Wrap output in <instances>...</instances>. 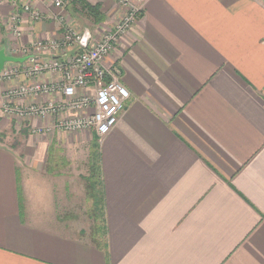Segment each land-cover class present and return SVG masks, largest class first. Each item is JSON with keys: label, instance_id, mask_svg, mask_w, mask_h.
<instances>
[{"label": "crops", "instance_id": "obj_1", "mask_svg": "<svg viewBox=\"0 0 264 264\" xmlns=\"http://www.w3.org/2000/svg\"><path fill=\"white\" fill-rule=\"evenodd\" d=\"M64 1L0 0V49L9 53L16 11L20 44L83 35L68 54L127 12L112 0ZM144 1L104 60L131 93L108 134L52 128L35 144L29 133L19 147L0 140V264H264V1ZM25 81L0 79V118L6 90ZM96 138L107 248L81 219L100 210L88 193ZM84 139L85 171L72 155Z\"/></svg>", "mask_w": 264, "mask_h": 264}, {"label": "built area", "instance_id": "obj_2", "mask_svg": "<svg viewBox=\"0 0 264 264\" xmlns=\"http://www.w3.org/2000/svg\"><path fill=\"white\" fill-rule=\"evenodd\" d=\"M57 8L66 7L64 0H50ZM127 10L112 30L92 47L68 54L74 45L82 42L83 35L68 29L59 41L37 40L29 45L19 43L22 36L21 14L14 12L9 20L11 38L10 55L27 57L24 63L6 65L0 79L15 82L26 81L19 86L9 87L3 95L2 114L31 120L41 119L51 126L45 131L91 132L101 139L118 123L125 103L131 98L129 89L122 81V72L117 65L107 67L104 60L113 52L119 40L140 19L144 0H112ZM33 20H43L42 14L30 4L23 6ZM51 75L48 83L29 79ZM56 99L38 103L41 96ZM30 100L28 103L23 102ZM23 101V102H22ZM21 120H19V123Z\"/></svg>", "mask_w": 264, "mask_h": 264}, {"label": "rangeland", "instance_id": "obj_3", "mask_svg": "<svg viewBox=\"0 0 264 264\" xmlns=\"http://www.w3.org/2000/svg\"><path fill=\"white\" fill-rule=\"evenodd\" d=\"M9 64V63H8ZM2 110V108H1ZM4 119L0 118V140L4 141L7 140L9 142H11L12 144H14L15 146L19 147V144L23 143L24 140H26V136L28 135V133L33 137L34 141L33 143L35 144L36 142H40L42 141L44 138H48V137H55L56 134L53 132H46L45 131V127L44 124L41 125V127H39L37 124L35 126H32L29 124L28 119H26V121H24L25 119L23 118H19V117H11V116H7V115H3ZM19 120H21L20 124H23L22 128H20L19 125ZM40 122H43V120L39 119ZM91 138L93 137V135H97L94 131L89 132ZM98 136V135H97ZM52 138V139H53ZM75 150L73 151L72 155L73 157L78 158V160H81V163L79 164V167L83 168V171H85L87 169L86 166V162L85 159L88 157V141L87 140H83V142H80L78 145L75 146L74 148ZM86 168V169H85ZM92 217L95 218L96 220V216L95 214L91 215ZM89 214H82V222L86 223V224H90V227L92 229H98V226H100V228L103 227V223H97L96 221H93L92 217ZM99 218V217H98ZM84 219V221H83ZM103 219V218H101ZM87 227L89 228V226L87 225ZM96 227V228H93ZM91 229V231H92ZM94 230V231H95Z\"/></svg>", "mask_w": 264, "mask_h": 264}, {"label": "trees", "instance_id": "obj_4", "mask_svg": "<svg viewBox=\"0 0 264 264\" xmlns=\"http://www.w3.org/2000/svg\"><path fill=\"white\" fill-rule=\"evenodd\" d=\"M87 9L91 12H96L98 13L99 6H89L86 5ZM95 14V13H94ZM99 21V20H97ZM94 144L91 147V152H90V162H91V174L89 176V197L94 200L97 207H99V212H95L96 216V222L97 223H103V227L100 228L98 226V229L95 230L94 234V239L96 243L99 246H105L107 248V227L105 220L103 218L104 212H103V182H102V171H101V155H100V148H99V140L96 138L94 140ZM99 201V202H98ZM99 217V218H98ZM103 218V219H101Z\"/></svg>", "mask_w": 264, "mask_h": 264}, {"label": "water", "instance_id": "obj_5", "mask_svg": "<svg viewBox=\"0 0 264 264\" xmlns=\"http://www.w3.org/2000/svg\"><path fill=\"white\" fill-rule=\"evenodd\" d=\"M27 59V57H18L7 54L5 49H0V74L8 63H24Z\"/></svg>", "mask_w": 264, "mask_h": 264}]
</instances>
